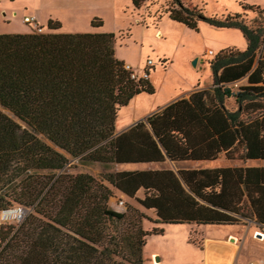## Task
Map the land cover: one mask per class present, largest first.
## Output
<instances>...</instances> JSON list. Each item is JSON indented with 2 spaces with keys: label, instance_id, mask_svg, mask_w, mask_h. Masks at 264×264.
Listing matches in <instances>:
<instances>
[{
  "label": "trees",
  "instance_id": "16d2710c",
  "mask_svg": "<svg viewBox=\"0 0 264 264\" xmlns=\"http://www.w3.org/2000/svg\"><path fill=\"white\" fill-rule=\"evenodd\" d=\"M145 0H130L134 8ZM206 15L171 0L170 20L239 30L245 47L207 60L209 87L195 89L112 136L117 110L152 94L148 78L131 79L114 56L113 32L0 33V211L20 206L14 224L0 223V264H142L155 224H233L250 219L264 235V164L203 168L119 169L99 178L62 171L68 156L103 164L169 160H264V24L246 11ZM259 9V8H258ZM259 14L264 17V10ZM91 27L102 24L90 18ZM161 63L163 61H160ZM244 79L235 90L229 83ZM232 97L234 109L223 105ZM20 121L22 124L18 123ZM42 170H49L43 173ZM60 171V172H57ZM112 188L135 198L154 219L126 205L108 206Z\"/></svg>",
  "mask_w": 264,
  "mask_h": 264
},
{
  "label": "rangeland",
  "instance_id": "374dc122",
  "mask_svg": "<svg viewBox=\"0 0 264 264\" xmlns=\"http://www.w3.org/2000/svg\"><path fill=\"white\" fill-rule=\"evenodd\" d=\"M171 0H145L139 7L134 8L130 0H0V33H27L33 31L31 26L23 21V16H34L41 26L40 32L51 31L46 27L44 17L57 20L60 27L56 31L70 29L74 15H79L77 28L85 31L90 28L86 17L91 15L101 18L103 27L114 33L113 48L116 56H122L131 61L144 63L147 58L153 62V68L149 70L152 77L154 93L150 96L140 94L138 99L148 105L156 106L170 96L178 94L191 86L208 85L211 83L210 68L203 69L199 61L192 63L189 52L193 49L202 57V52L207 48L214 53L228 46L239 50L244 48V38L237 29L211 28L201 23L197 31H188L190 37L183 35L178 47L172 44V37L178 38V30H164L163 24L155 26L157 16L164 14V10ZM185 6L202 7L204 14L220 15L225 13H241L240 0H180ZM243 3L254 4L264 10V0H241ZM258 8H252L253 13L246 11L243 16L246 22L252 17L260 19L264 24V17L258 12ZM39 21V22H38ZM45 23V24H44ZM177 25V24H173ZM179 27V26H176ZM155 28L161 30V34H154ZM220 31V32H213ZM166 54L165 57L157 55ZM210 55V58L214 55ZM160 61H163L162 63ZM207 61V60H206ZM207 83V84H206ZM244 83V79L229 83V87L235 90L238 85ZM138 100V101H139ZM137 103V95L126 106L121 107L115 122L116 128L130 118L133 104ZM223 105L227 109H234L236 104L232 97L225 98ZM137 114V111H135ZM116 117V116H115ZM22 124L20 121L16 120ZM68 157V162L62 171L75 174L85 172L99 178L105 172L119 170L115 164H103L88 162L78 157ZM264 160H229L220 154L214 160L199 162H162L159 166L172 169L180 167H216L238 165H262ZM49 173V170H42ZM60 172V171H57ZM142 196V190H138L133 197H127L112 188L108 198V206L116 211H124L126 205L137 208L150 219L155 218L151 209H144L137 204L135 198ZM118 201H122L119 204ZM16 206H11L12 209ZM24 210V214H25ZM10 222L17 223L16 217H8ZM153 226H161L163 231L159 235L146 236L142 247V264H229L232 254L227 250H209L202 258L205 251L206 238H225L228 242L231 235L237 238L241 249L237 256L238 264L261 263L264 264V239L259 241L256 232L261 229L250 219H241L233 224H155L142 218L141 227L150 229ZM262 233V232H261ZM154 253V254H152ZM158 261L154 260V257Z\"/></svg>",
  "mask_w": 264,
  "mask_h": 264
},
{
  "label": "crops",
  "instance_id": "0c3cea01",
  "mask_svg": "<svg viewBox=\"0 0 264 264\" xmlns=\"http://www.w3.org/2000/svg\"><path fill=\"white\" fill-rule=\"evenodd\" d=\"M74 16L75 17H73V21H71L70 29L63 30L62 32H112V31H110V30H108V29H106V28L103 27V22L98 27H91L90 24H89L90 28L85 29V31H84V30H82L80 28H77V26H76L77 25V20L79 19V15H74ZM90 18H91V15H89V16L86 17V21L88 23L90 21ZM47 19L48 18L44 17L43 20H44L45 23H46ZM154 20H156V23H155V26L156 27H157V25L163 24V27L162 28L164 30H168V31L173 30V29H177L178 30V34H179L178 35V38H174V37L171 38L172 39V44L174 45V47H178L179 46L181 37L183 35H186V36L190 37V35H188L189 33H187V32L188 31H193V30H190V29L186 28L183 24H181L179 22L170 20L167 17L166 14L159 15ZM201 23H203V22H199L198 23V28H199V25ZM39 24H43V23L42 22H39ZM173 24H177V25H173ZM203 24H206V23H203ZM176 26H179V27H176ZM207 26H209L211 28H216V30L217 29H228V28L213 27V26H210V25H207ZM157 32L159 34H161V30L159 28H155L154 34H156ZM213 32H220V31H213ZM244 47H245V40H244ZM207 49H209V48H207ZM206 50L204 52H202V57H200V56H198L196 54V52L193 49H191L190 52H189V56H190L189 59H191V58L194 57L196 59V62L197 61L200 62V64L202 65V68L203 69H207V68L209 69V65H208V63H207L206 60H208L210 58V55H207L206 54ZM157 55H161V57L164 58L166 54L160 52ZM114 56L117 59L122 60L124 63L129 64L134 70L141 69L144 66V63L142 64V63H140L138 61L137 62L136 61H131V60H128L127 58L122 57V56H116L115 50H114ZM209 77H210V79H209V82H210V80H211V73H210V76ZM148 80H149V82L151 84L153 83L152 82V77L149 74H148ZM210 84H208V85H205L204 84V85H201V86L199 85V83L192 84L186 90H184V91H182V92H180L178 94H175L173 96H170L166 100H163L160 103H158L156 106H153V104L148 105L147 103H144V102H142V101H140L138 99V96L140 94L150 96L154 92L152 94H145V93H139V94H137V103H134L133 104L132 114H131L130 118H127L126 120H124V122H122L117 128L115 126V122L117 120V116L118 115H116L115 120H114V131H113V133L118 134V133L126 130L129 126H131L132 124H134L138 120H144L149 114H151L152 112L158 110L159 108H161L162 106L166 105L167 103H169V102H171V101H173V100H175L177 98H180V97H186L189 92H191V91H193L195 89H201V88L209 87ZM134 97L131 100H133ZM122 107H124V106H122ZM118 110H117V112H118ZM135 111H137V114L135 113ZM165 161L173 164L172 161H169L167 159L164 160V161H162V162H165ZM199 161H206V160H182L181 162H199ZM162 162L121 163V164H115V165L119 166V169H156V168H169V167H166V166H159V164L162 163ZM176 162H180V161H176ZM180 168H203V167H180ZM176 169H178V168H176ZM229 235H230V233L227 234L224 239L223 238H217V237L216 238H213L212 236L207 237L205 239L206 240L205 251H204V249L202 251V258H203V260H205V255H206V253L209 250H211V249H215V250H218L219 249V250H221L222 249V250L229 251L231 254L233 253L232 254V258H231V262L229 264H238L237 263V256L239 255V251L241 249V246L237 245V244H239V242L237 243V238L234 235H231V237H230V238H232V241L229 240V242H228V236ZM263 239H259V241H262ZM152 254H154V253H152ZM214 263L212 262V264H214ZM209 264H211V263H209ZM248 264H262V262L261 263H252L251 262V263H248Z\"/></svg>",
  "mask_w": 264,
  "mask_h": 264
},
{
  "label": "built area",
  "instance_id": "2783aa9c",
  "mask_svg": "<svg viewBox=\"0 0 264 264\" xmlns=\"http://www.w3.org/2000/svg\"><path fill=\"white\" fill-rule=\"evenodd\" d=\"M23 21L28 23L31 26V29L34 32H40L41 26L37 23L34 16H23ZM207 55H212L213 52L210 49L206 50ZM153 67V62L151 59L147 58L144 62V66L141 69L134 70L129 64L124 63L123 68L126 69L129 72V77L131 79H137V78H148L149 70ZM119 204H122V201H118ZM12 211L14 214H16V218L18 219L17 222H19L22 217L24 216V209L20 206H16L12 209H4L1 210V212H9ZM10 217V216H9Z\"/></svg>",
  "mask_w": 264,
  "mask_h": 264
},
{
  "label": "bare ground",
  "instance_id": "6f19581e",
  "mask_svg": "<svg viewBox=\"0 0 264 264\" xmlns=\"http://www.w3.org/2000/svg\"><path fill=\"white\" fill-rule=\"evenodd\" d=\"M156 36H159V33L157 32L156 33ZM0 215H3V216H5V217H16V214H14L12 211H9V212H1L0 213ZM264 238V236L261 234V237L260 238H258V239H263ZM230 241H232V238H230Z\"/></svg>",
  "mask_w": 264,
  "mask_h": 264
},
{
  "label": "water",
  "instance_id": "95a60500",
  "mask_svg": "<svg viewBox=\"0 0 264 264\" xmlns=\"http://www.w3.org/2000/svg\"><path fill=\"white\" fill-rule=\"evenodd\" d=\"M195 61H196V59L194 58V59L192 60V63H195ZM115 135H116V133H113V134H112V136H115ZM261 234L263 235V233H261V232H256V233H255V236H256V237H261ZM154 260H155V261H158V258L155 256V257H154Z\"/></svg>",
  "mask_w": 264,
  "mask_h": 264
},
{
  "label": "clouds",
  "instance_id": "9594fccd",
  "mask_svg": "<svg viewBox=\"0 0 264 264\" xmlns=\"http://www.w3.org/2000/svg\"><path fill=\"white\" fill-rule=\"evenodd\" d=\"M4 222H10L9 221V218L3 216V215H0V223H4Z\"/></svg>",
  "mask_w": 264,
  "mask_h": 264
}]
</instances>
